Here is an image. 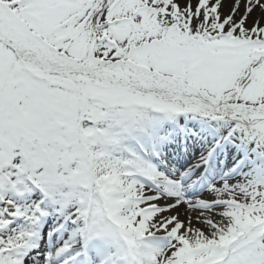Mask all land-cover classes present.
Segmentation results:
<instances>
[{
    "label": "snow or ice",
    "instance_id": "1",
    "mask_svg": "<svg viewBox=\"0 0 264 264\" xmlns=\"http://www.w3.org/2000/svg\"><path fill=\"white\" fill-rule=\"evenodd\" d=\"M0 264H264V0H0Z\"/></svg>",
    "mask_w": 264,
    "mask_h": 264
}]
</instances>
